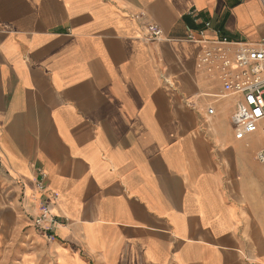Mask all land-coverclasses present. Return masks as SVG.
Masks as SVG:
<instances>
[{
	"label": "crops",
	"instance_id": "0c3cea01",
	"mask_svg": "<svg viewBox=\"0 0 264 264\" xmlns=\"http://www.w3.org/2000/svg\"><path fill=\"white\" fill-rule=\"evenodd\" d=\"M263 37L264 0H0V264H264V146L202 61Z\"/></svg>",
	"mask_w": 264,
	"mask_h": 264
},
{
	"label": "built area",
	"instance_id": "2783aa9c",
	"mask_svg": "<svg viewBox=\"0 0 264 264\" xmlns=\"http://www.w3.org/2000/svg\"><path fill=\"white\" fill-rule=\"evenodd\" d=\"M144 35L149 39H158L162 35V29L156 23L149 22L145 25ZM216 43L215 48L204 51L202 61L221 62L225 90L242 96L233 115L236 130L240 135L255 133L259 129V123L264 120V37L256 45L236 43L226 38ZM235 43L237 47L231 59L227 55L229 50L227 45ZM221 45L226 47L223 48ZM209 113L213 114L214 108H210ZM257 158L264 165V148L258 151ZM50 215L49 205L45 203L41 216L34 221L35 226L46 229L43 221Z\"/></svg>",
	"mask_w": 264,
	"mask_h": 264
},
{
	"label": "rangeland",
	"instance_id": "374dc122",
	"mask_svg": "<svg viewBox=\"0 0 264 264\" xmlns=\"http://www.w3.org/2000/svg\"><path fill=\"white\" fill-rule=\"evenodd\" d=\"M264 128V120L259 123V130L256 132V143L260 146H264V132L262 131Z\"/></svg>",
	"mask_w": 264,
	"mask_h": 264
},
{
	"label": "bare ground",
	"instance_id": "6f19581e",
	"mask_svg": "<svg viewBox=\"0 0 264 264\" xmlns=\"http://www.w3.org/2000/svg\"><path fill=\"white\" fill-rule=\"evenodd\" d=\"M263 132H264V128H263V130H262Z\"/></svg>",
	"mask_w": 264,
	"mask_h": 264
}]
</instances>
